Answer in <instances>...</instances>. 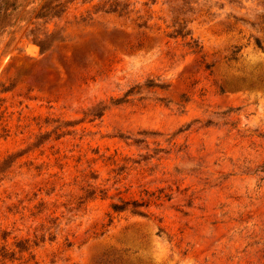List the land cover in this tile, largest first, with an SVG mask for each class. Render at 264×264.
Returning <instances> with one entry per match:
<instances>
[{"label":"rangeland","instance_id":"1","mask_svg":"<svg viewBox=\"0 0 264 264\" xmlns=\"http://www.w3.org/2000/svg\"><path fill=\"white\" fill-rule=\"evenodd\" d=\"M0 11V264H264V0Z\"/></svg>","mask_w":264,"mask_h":264},{"label":"trees","instance_id":"2","mask_svg":"<svg viewBox=\"0 0 264 264\" xmlns=\"http://www.w3.org/2000/svg\"><path fill=\"white\" fill-rule=\"evenodd\" d=\"M13 7H14V4H13ZM1 13V11H0ZM1 19V18H0ZM186 28V25L182 22L179 24L178 28L174 29V34L176 36L180 35L182 37H185V36H188L190 34V30H185ZM256 42L258 45H261V40L260 38H257L256 39ZM133 204L134 206H140L141 204H139L136 200L130 202V201H124L121 202V203H114L112 204V208L115 210V211H121V210H125L127 208V205L129 204Z\"/></svg>","mask_w":264,"mask_h":264}]
</instances>
